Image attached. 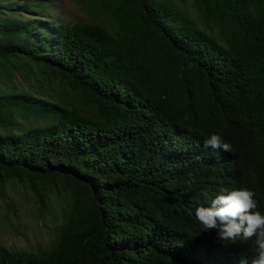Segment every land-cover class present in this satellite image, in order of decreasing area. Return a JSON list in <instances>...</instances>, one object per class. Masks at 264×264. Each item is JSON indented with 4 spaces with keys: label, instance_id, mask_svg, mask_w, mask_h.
<instances>
[{
    "label": "trees",
    "instance_id": "1",
    "mask_svg": "<svg viewBox=\"0 0 264 264\" xmlns=\"http://www.w3.org/2000/svg\"><path fill=\"white\" fill-rule=\"evenodd\" d=\"M184 2V0H180ZM106 0L115 24L62 23L51 0H0V178L53 217L38 252L0 247V264H238L195 209L247 187L264 212V0ZM38 68L79 106L8 87ZM220 134L231 152L205 148ZM19 203H7V219ZM7 224L13 225L12 221ZM13 229H17L15 225Z\"/></svg>",
    "mask_w": 264,
    "mask_h": 264
},
{
    "label": "rangeland",
    "instance_id": "2",
    "mask_svg": "<svg viewBox=\"0 0 264 264\" xmlns=\"http://www.w3.org/2000/svg\"><path fill=\"white\" fill-rule=\"evenodd\" d=\"M106 0H51L48 7L49 13L62 23H102L115 24L111 15L103 14L96 7H102ZM179 8L192 18L200 27L205 23L199 17L192 0H175ZM8 87L17 91L29 92L36 95L43 92L50 99L60 103L63 101L68 106H79L75 94L71 93L63 83L40 69L33 68L31 73L25 70L14 73ZM3 132L0 129V133ZM33 194L26 190V185L19 181L8 182L0 178V247L17 251L38 252L47 247L52 239V230L55 224L61 221V211L66 206L68 198L65 192H55L51 198L56 214L53 217L41 216L35 211ZM12 200L19 203L17 216L7 219V203ZM17 227L13 229V225Z\"/></svg>",
    "mask_w": 264,
    "mask_h": 264
},
{
    "label": "clouds",
    "instance_id": "3",
    "mask_svg": "<svg viewBox=\"0 0 264 264\" xmlns=\"http://www.w3.org/2000/svg\"><path fill=\"white\" fill-rule=\"evenodd\" d=\"M205 148L231 152L232 145L220 134H210L204 140ZM206 203L195 209V219L203 231L215 230L225 246L236 240L251 239L255 255L242 253L238 264H264V212L258 209L255 193L247 188L221 187L212 198L202 193Z\"/></svg>",
    "mask_w": 264,
    "mask_h": 264
}]
</instances>
